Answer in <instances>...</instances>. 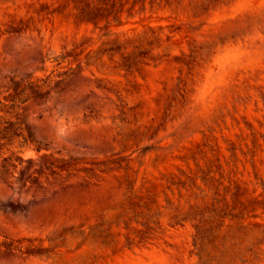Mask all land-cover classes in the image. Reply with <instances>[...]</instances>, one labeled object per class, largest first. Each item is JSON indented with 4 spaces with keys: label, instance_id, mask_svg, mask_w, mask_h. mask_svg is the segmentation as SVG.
Instances as JSON below:
<instances>
[{
    "label": "rangeland",
    "instance_id": "rangeland-1",
    "mask_svg": "<svg viewBox=\"0 0 264 264\" xmlns=\"http://www.w3.org/2000/svg\"><path fill=\"white\" fill-rule=\"evenodd\" d=\"M0 264H264V0H0Z\"/></svg>",
    "mask_w": 264,
    "mask_h": 264
}]
</instances>
